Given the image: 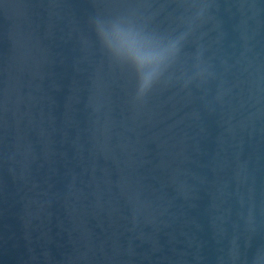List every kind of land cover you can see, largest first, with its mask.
<instances>
[{"label":"water","instance_id":"obj_1","mask_svg":"<svg viewBox=\"0 0 264 264\" xmlns=\"http://www.w3.org/2000/svg\"><path fill=\"white\" fill-rule=\"evenodd\" d=\"M97 19L183 35L143 97ZM0 264H264V0H0Z\"/></svg>","mask_w":264,"mask_h":264},{"label":"clouds","instance_id":"obj_2","mask_svg":"<svg viewBox=\"0 0 264 264\" xmlns=\"http://www.w3.org/2000/svg\"><path fill=\"white\" fill-rule=\"evenodd\" d=\"M95 30L115 61L135 71L139 97H143L164 76L183 40V35L174 38L161 35L123 19H97Z\"/></svg>","mask_w":264,"mask_h":264}]
</instances>
